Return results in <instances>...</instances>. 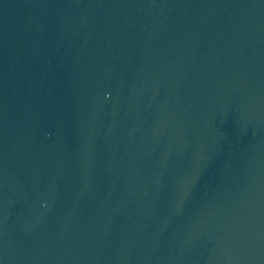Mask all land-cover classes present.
<instances>
[{"label": "water", "instance_id": "95a60500", "mask_svg": "<svg viewBox=\"0 0 264 264\" xmlns=\"http://www.w3.org/2000/svg\"><path fill=\"white\" fill-rule=\"evenodd\" d=\"M0 264H264V0H0Z\"/></svg>", "mask_w": 264, "mask_h": 264}]
</instances>
